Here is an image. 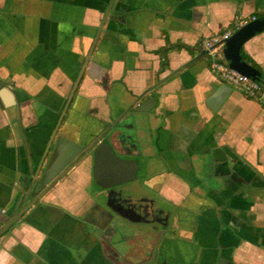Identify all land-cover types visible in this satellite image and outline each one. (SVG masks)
I'll list each match as a JSON object with an SVG mask.
<instances>
[{"label": "crops", "instance_id": "0c3cea01", "mask_svg": "<svg viewBox=\"0 0 264 264\" xmlns=\"http://www.w3.org/2000/svg\"><path fill=\"white\" fill-rule=\"evenodd\" d=\"M109 2L0 0V226L33 199L25 178L59 136L87 145L100 133L138 161L128 193L155 199L169 225L111 251L117 234L93 231L102 191L89 151L0 237V264H264V104L225 86L199 46L264 15V0H115L102 25ZM243 49L264 84V29Z\"/></svg>", "mask_w": 264, "mask_h": 264}, {"label": "water", "instance_id": "95a60500", "mask_svg": "<svg viewBox=\"0 0 264 264\" xmlns=\"http://www.w3.org/2000/svg\"><path fill=\"white\" fill-rule=\"evenodd\" d=\"M114 1L115 0H110L105 11L102 25L105 23L106 18L113 7ZM262 29H264V15L262 17L249 20L243 24L239 29L233 32L228 39H226V45L224 47V53L230 60V65L238 71L250 75L254 79H259L261 72L247 60L243 59L241 48L248 38ZM82 73L83 69L79 78L76 80L72 94L78 85ZM224 85L232 88L231 85L226 82ZM225 93L224 89L220 88L215 95L208 100L212 108L217 109L220 106L226 98ZM70 99L71 97L68 101H70ZM155 103L156 99L149 96L135 107V111H148L155 105ZM65 110L59 118L58 125L53 134L52 140L50 141V145L53 143L56 131L63 119ZM129 125H132L129 119L122 122L119 121L117 123V126L120 129L125 130L129 127ZM54 150L56 152L55 157L45 167L41 174H39L41 171L40 165L36 174L32 177L27 176L25 178V186L28 188L26 199L29 195H31L33 199L27 204H25V200L23 205L14 214L10 215L0 226V237L22 217L28 206L32 205L52 185L54 180L64 169H66L69 164L73 163V161L79 158L84 152L89 151L94 157V178L103 189L102 194L105 198L104 201L98 202V205L101 209L102 216L106 218V225H109V227L101 228L105 230L106 233L108 230L116 232V230L123 227L128 221H147L148 214L143 209L144 204L142 203L143 200H146V197H136L132 193L125 192L124 188L118 187V184L131 181L136 178L137 171L140 169V164L135 158L123 156L119 153L109 140L103 139V133L96 135L95 138L87 145L78 144L77 142L61 135L55 141ZM127 150L128 153L131 152L130 147H128ZM152 202H154V200H152ZM149 204L151 205V202L147 203V205ZM110 227L113 228L111 229Z\"/></svg>", "mask_w": 264, "mask_h": 264}, {"label": "built area", "instance_id": "2783aa9c", "mask_svg": "<svg viewBox=\"0 0 264 264\" xmlns=\"http://www.w3.org/2000/svg\"><path fill=\"white\" fill-rule=\"evenodd\" d=\"M258 18L252 14L248 18H238L225 31L204 36L199 46L209 57L211 70L224 82L240 89L247 97L264 104V84L259 79L244 74L230 65V60L224 53L226 39L249 20Z\"/></svg>", "mask_w": 264, "mask_h": 264}, {"label": "flooded vegetation", "instance_id": "af4514ba", "mask_svg": "<svg viewBox=\"0 0 264 264\" xmlns=\"http://www.w3.org/2000/svg\"><path fill=\"white\" fill-rule=\"evenodd\" d=\"M85 155H86V152H84L79 158L75 159L73 161V163L69 164L66 167V169H64L62 171V173L54 180V182L52 183V185L48 189H50L52 186H54V184H56L58 180H60L63 176H65L77 163L81 162ZM92 161L94 164V157H93ZM138 171H137V173H138ZM137 177H138V174H137L136 178ZM93 178H94V175H93ZM100 190L103 191L101 186H100ZM94 194H95L94 196L98 202H102L105 200L102 193L100 195L96 194V193H94ZM102 196H103V199H102ZM145 199L146 200H143L142 203L144 204L143 209L148 214L147 221H142V222L128 221L127 223H125V225L123 227L116 230V232H113V234H117L118 239L120 241L117 243V245L116 244L114 245V248L110 246V250L115 252L119 257L124 255V253H126L132 249L131 247H132L133 243L131 242V240L134 239L135 237H142L143 239L149 240V238L154 237V235L156 233H159L160 231L166 230L167 228L165 226L169 225L168 217L164 216L163 210H162L163 208H161L159 205L156 204V202H155L156 200L152 199V198H147V197ZM152 200H154V202H152ZM98 202H95L93 204V208H95V211L97 210V212L100 213V215H101L100 219L102 220V223L105 225L103 226V224H102L99 226V228L97 227L93 231L96 235L101 237V234H102V231H101L102 228L101 227L108 228L109 225H106V218H104L102 216V212H101V209L98 205ZM150 202H151V205L150 204L147 205V203H150ZM110 228L112 229L113 227H110ZM146 251L148 253L151 252L148 248L146 249Z\"/></svg>", "mask_w": 264, "mask_h": 264}, {"label": "trees", "instance_id": "16d2710c", "mask_svg": "<svg viewBox=\"0 0 264 264\" xmlns=\"http://www.w3.org/2000/svg\"><path fill=\"white\" fill-rule=\"evenodd\" d=\"M257 17H262L263 16V14H257L256 15ZM181 45H183L182 43H176V44H174L173 46H181ZM188 47H190V46H188ZM166 50H167V47H165V48H163V49H161V52H163L164 53V55L166 54ZM241 53H242V57H243V59H245V60H247L249 63H251L254 67H256L260 72H261V74H263V70H262V68H261V66L252 58V57H250L246 52H245V50L243 49V46H242V48H241ZM167 64H168V62H167V60H166V57H165V59L163 60V62H162V66H161V69H164L166 66H167ZM261 78L263 79V77H259V80H261ZM42 167V166H41ZM45 169V167H43V170ZM9 230V229H8ZM7 230V231H8ZM6 231V232H7ZM5 232V233H6Z\"/></svg>", "mask_w": 264, "mask_h": 264}, {"label": "rangeland", "instance_id": "374dc122", "mask_svg": "<svg viewBox=\"0 0 264 264\" xmlns=\"http://www.w3.org/2000/svg\"><path fill=\"white\" fill-rule=\"evenodd\" d=\"M137 174H141V170L137 173ZM139 176V175H138ZM139 178V177H138ZM138 181H140L139 179L137 180V179H133V180H131V181H127V182H123V183H120V184H118V187L119 188H124V190H125V192H129V191H131V187L132 186H136L137 184V182Z\"/></svg>", "mask_w": 264, "mask_h": 264}]
</instances>
